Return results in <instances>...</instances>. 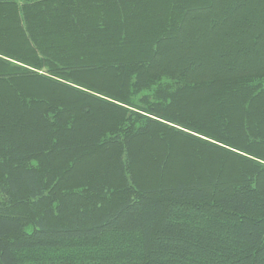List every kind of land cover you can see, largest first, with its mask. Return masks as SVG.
Masks as SVG:
<instances>
[{
  "label": "trees",
  "instance_id": "1",
  "mask_svg": "<svg viewBox=\"0 0 264 264\" xmlns=\"http://www.w3.org/2000/svg\"><path fill=\"white\" fill-rule=\"evenodd\" d=\"M0 264H264V0H0Z\"/></svg>",
  "mask_w": 264,
  "mask_h": 264
},
{
  "label": "rangeland",
  "instance_id": "2",
  "mask_svg": "<svg viewBox=\"0 0 264 264\" xmlns=\"http://www.w3.org/2000/svg\"><path fill=\"white\" fill-rule=\"evenodd\" d=\"M17 1H19L20 3L23 2V0H17ZM34 1H37V0H34Z\"/></svg>",
  "mask_w": 264,
  "mask_h": 264
}]
</instances>
